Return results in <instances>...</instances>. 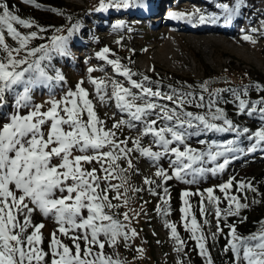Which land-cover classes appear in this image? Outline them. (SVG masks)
Listing matches in <instances>:
<instances>
[{
	"label": "snow or ice",
	"instance_id": "1",
	"mask_svg": "<svg viewBox=\"0 0 264 264\" xmlns=\"http://www.w3.org/2000/svg\"><path fill=\"white\" fill-rule=\"evenodd\" d=\"M23 2L40 7L36 0H23ZM133 6H141V0H107V2L100 0L99 10L128 9ZM220 7L223 8L226 14L224 19L227 20L237 14L239 6L232 8L228 4H223ZM52 11L56 10L52 9ZM220 18L200 15L199 21L216 23ZM14 24L25 28L33 26L30 21L15 14L6 0H0V46H3L6 53L0 58V105L5 102L6 93L19 87L22 91L17 93L15 105L17 109H21L29 107L30 88L33 84L41 79L45 81L53 79L48 76L47 66L42 62L50 61L52 54L68 55L67 42L77 26L73 25L67 29V36L52 37L50 45L28 47V42L38 37L37 31L23 35ZM122 26L123 21L115 25V27ZM5 29L7 37L18 41L19 47L11 48L5 43ZM39 30L44 31L42 28ZM244 39L248 40L250 36L245 35ZM108 52L109 49L104 48L100 55L103 56ZM108 63L114 67L118 66V61L109 60ZM91 71L92 69H89V72ZM117 71H120L119 67ZM121 74L127 76L131 87L139 91L133 93L119 84L115 86L117 90L113 96L116 106L121 113L128 115V120L122 118L113 124V129L119 130L125 126L135 128L137 124L134 122H138L141 126V138L150 135L152 144L158 150L153 151L150 147L140 146L139 140L135 141V148H128L127 140H120L117 131L106 130L103 127L104 122L96 117L91 102L86 98V90L79 83L76 91H69L60 100L51 98L48 101L50 107L47 111L41 112V105H34L26 115H20L17 111L10 116V122L0 128V264H49L45 259L48 254L37 247L42 240L40 229L43 224H32L31 217L36 210L45 217L53 216L58 224V229L52 233V241L49 245L52 256L50 264H121L119 259L105 255L103 250L105 244L115 248L120 237L127 242L137 235L135 229L130 230V235L126 230L127 225L123 221L131 219L128 213L120 214L123 216L121 221L116 218L117 214L111 211L120 207L119 204H113L112 199L120 198L119 188L127 182L126 170L121 168L119 161L126 160L128 168H133L131 159L133 151L150 159L157 167L155 175L161 182L156 183L146 178L145 183L149 185L155 183L157 188H162V195L151 187L149 192L152 195H160L162 203L166 205L170 199L169 189L165 186L168 180L176 179L186 184H195L206 172L215 175L223 171L229 164V155L244 151L234 146L237 141L233 139H229L224 144H209L206 151L197 150L188 145L189 137L196 136L201 131L232 132L237 138L247 134L246 138L252 141L247 148L248 152H255L258 148L264 150V126L254 132H250L247 127L239 128L224 115L223 109L215 107L214 94H209L207 104L202 95L197 103L192 93H181L177 90H173L170 94L159 90L153 91L141 83L132 81L129 70L124 69ZM55 79L63 81L64 77L57 73ZM90 82L95 83V81ZM255 87L258 93L264 92V86ZM97 89L99 91V86ZM233 95L238 101V115L252 116L259 113L264 119V96L249 101L241 98L240 93L234 92ZM242 95L246 97L248 90L243 89ZM157 100L169 101L174 106L157 103ZM193 103L196 107H207L208 111L201 115L184 110L186 104ZM85 112L87 121L82 119ZM150 117L154 118L149 119ZM49 121L50 128L45 139L42 126ZM214 121H222V123ZM64 126H67V129ZM190 129L192 131H189ZM199 143L204 144L205 141L201 140ZM53 144L56 146L51 147L49 151V146ZM105 147L109 150L102 151ZM73 150L85 154L72 157ZM89 151L93 154H86ZM52 157H59L62 163L58 166L53 165ZM165 157H172L169 161V168L172 170L170 175L166 169L157 164ZM221 157H224L223 162L215 163ZM93 160L101 164L104 188H101V177L96 175V169L88 171L82 167L81 162L91 163ZM209 161L215 166L204 167ZM113 178H119L122 183L111 184ZM69 180L72 181L71 184L68 183ZM232 184L233 181L230 179L218 186L220 191L225 193V199L229 203V207L223 210L219 207V198L214 195L212 188L206 189V197L200 192L191 193L187 190L182 192L184 207L181 208V212L184 227L191 233V239L196 242L199 254L205 257L206 264H213L204 242L206 237L201 230L202 225L198 224L196 216L190 212L189 200L185 198L192 195L201 196L199 210L204 218V224H209L207 219L211 214L209 205L214 208L217 233H219L222 231L220 228L222 218L226 219L228 215L238 214L240 208L247 206L240 204L236 196L228 195ZM245 188L256 191L250 182L247 185L240 183L237 190L243 191ZM133 190L139 191V189ZM110 191H116L117 196L110 199L108 196ZM57 192L61 195L57 196ZM65 192L67 195H63ZM233 202L236 212H233L231 207ZM157 210L167 214L159 205ZM84 211L87 212V216L83 215ZM20 217L23 219L21 220ZM166 227L171 229V236L177 241L176 251L182 252L185 242L180 239L176 225L166 224ZM229 227L230 234L235 233V228ZM29 228L33 231L27 234ZM57 232L72 239L74 253L61 242ZM217 233L212 234V239L216 238ZM101 236L103 240L100 239ZM80 240L85 241L83 249ZM93 246H97L99 251H94ZM227 250L233 253L234 264H241L242 261L244 264H264V234L252 235L248 238L234 236L233 240L229 241ZM180 264L183 262L181 261Z\"/></svg>",
	"mask_w": 264,
	"mask_h": 264
},
{
	"label": "rangeland",
	"instance_id": "2",
	"mask_svg": "<svg viewBox=\"0 0 264 264\" xmlns=\"http://www.w3.org/2000/svg\"><path fill=\"white\" fill-rule=\"evenodd\" d=\"M59 1L64 4V8L61 10L56 9L58 7L53 4L37 2L40 5L37 8L34 5L25 4L23 0H18L22 3V11L25 10L30 15H37L55 24H62L64 20L62 14L66 10L74 13V17L80 15V23L73 22L71 27L76 25L80 28L84 25L87 28L85 33L80 35V40L74 34L69 37L66 46L68 55H62L63 58L57 62L51 58L50 68L49 65L46 67L48 76L53 77L52 81L59 82L55 77L57 73L62 74L64 77V80L61 81L62 85L58 89L54 88L50 91L51 94L48 98H42L41 93L38 92V88L35 86L36 93L33 96L35 102L30 103L29 107L21 109L16 108L10 95L6 93V100L0 105V128L5 123L10 122V116L17 111L20 115H26L32 110V104L41 105V112L47 111L50 107L48 101L51 98L60 100L69 91H76L79 83L89 93V98L93 102V110L98 109L101 112L99 120L104 122L103 127L106 130L117 131L120 140H127L128 148H135V141L139 140L140 146L150 147L155 151L158 149L152 144L150 135L141 138V126L138 122H134L137 124L135 128L125 126L119 130L113 129V124L122 118L128 120V115L121 113L116 106L113 96L116 91L115 86L122 84L133 93H137L138 89L131 87L128 77L121 74V71H117V67L120 70L121 63L119 62L118 66L114 67L108 63L109 60L116 61V59L136 53L134 65L143 73H169L196 79L204 77L205 74L207 76L220 75L222 76L221 81L225 80V84L234 85L240 84L244 80L241 77L242 69L264 76V13L262 12L264 3H261L257 10H251L246 7L243 1L233 0L231 6H229L232 8L239 6L238 12L226 20L224 19L226 14L223 8L220 7L225 3H215L213 0H141V6L139 7L133 6L128 9L108 8L107 10H99V7L92 8L90 5L92 0ZM159 7H161L162 18L159 17ZM52 9L56 11H52ZM170 10H172L171 14L175 16H180V14H184L183 16H190L189 14L196 16L197 19L196 22H193L194 24L190 22L181 23L184 24L182 27L191 24L192 26H188L192 29L195 25L194 28H197L198 32L184 31V28L179 24H174L175 19L172 16L166 18L165 15ZM240 10L244 11L241 12ZM142 12L144 15L140 14ZM200 15L205 17L219 16L221 18L216 23L207 21L200 23ZM120 21H123V26L115 27L117 22ZM201 26L202 28H200ZM88 29H91V31ZM245 35L250 36V39L245 40ZM104 48H108L109 52L102 56L100 54ZM67 61L72 62L74 68V72L69 75L64 72L63 74L60 70L62 66H66ZM233 62L237 69L224 74L223 70H226ZM89 69H92V71L89 72ZM40 81L46 88L45 80L41 79ZM90 81H95V83ZM142 84L144 85V83ZM97 86H99V91ZM223 88L225 89V87ZM249 89H252V86ZM242 90L239 87H232L226 89V92L238 93ZM153 118L150 117L149 119ZM253 118L257 119V115H253ZM82 119L87 121L88 117L82 115ZM50 123L49 121L42 126L45 139ZM64 127L67 129V126ZM55 146V144L50 145L48 150L50 151V148ZM108 150L105 147L102 151ZM82 154L85 153L73 150L71 155L75 157ZM86 154L92 155L93 153L89 151ZM171 158L165 157L157 162L158 166L166 169L169 175L172 171L169 168ZM131 159L133 163L131 169L128 168L126 160L121 159L119 161L121 168L126 170L127 182L119 188L120 198L112 199V203L119 204L120 207L111 211L116 213V218L121 221H123V216L120 214L128 213L131 219L123 221L127 225L126 230L129 231L130 235V230L135 229L137 235L131 237L127 242L122 237L118 238L116 245L122 247V255L118 254L121 252L118 247L113 248L105 244L103 250L105 255L119 259L120 262L122 257L127 264H180L182 261L181 256H184L185 264H206L205 257L199 254L196 242L191 239V233L184 227L183 213L181 212V208L184 207L182 192L186 190L191 193L200 192L206 197V189L212 188L214 195L219 198V207L222 210L227 209L229 204L225 199V193L221 192L218 186L230 179L233 184L228 190V195L236 196L240 204L247 206L240 208L238 214L228 215L226 219L222 218L220 220L222 231L217 234V246L208 238L211 229L209 219L213 216L216 218L214 208L209 205L211 211V214L207 216L209 224H204V218L199 210L201 196L192 195L185 198L190 202L191 214H194L198 224L202 225L201 230L206 237L204 242L213 264H219V260L214 255L217 249H221L222 252L226 253L224 256H229L230 260L234 261L233 253L230 250L226 251L229 241L233 240L234 236L247 234L257 226L258 222H261L262 228L257 235L264 234L263 210L260 206L258 208L255 206V199L249 189L237 190L240 183L247 185L250 179L264 173V150L258 148L255 152H251L250 159L231 162L225 174L216 173L213 175L207 172L195 184H186L176 179L168 180L165 186L169 189L170 199L166 205L162 203L160 195H152L149 192V187H151L162 195V188H157L155 183L151 185L145 183L146 178L156 181V183L161 182L155 175L157 167L150 159L136 151L131 153ZM51 163L58 166L62 161L59 157H52ZM81 163L85 170L96 169V175L101 177V188H104V173L100 170L101 164L95 160L91 163ZM107 166V163H105V167ZM60 170L63 171V169ZM110 182L114 185L122 183L119 178H113ZM68 183L71 184L72 181L69 180ZM125 189H127L126 192ZM133 189H139V191ZM56 195L60 196L61 193L57 192ZM63 195H67V193L65 192ZM108 196L111 199L117 196V192L110 191ZM205 203L207 204V200H205ZM158 205L166 210V215L164 212L157 210ZM231 207L233 212H236L235 204H232ZM83 215L87 216V212L84 211ZM20 219L22 220L23 217H20ZM31 220L33 225L43 224L40 229L42 240L37 247L48 254L45 259L50 264L52 256L49 245L52 241V233L58 229V224L53 216L45 217L39 210L33 212ZM166 224H175L180 239L185 242L181 253L176 251L177 247L172 241L171 229L166 227ZM229 226L235 228V233L230 234ZM32 231L33 229L29 228L27 234ZM56 234L61 242L74 253L75 248L72 239L61 235L59 232ZM100 239L103 240L104 238L101 236ZM79 243L81 249H83L85 241L80 240ZM93 250L99 251V248L93 246ZM241 264H244V262L242 261Z\"/></svg>",
	"mask_w": 264,
	"mask_h": 264
},
{
	"label": "trees",
	"instance_id": "3",
	"mask_svg": "<svg viewBox=\"0 0 264 264\" xmlns=\"http://www.w3.org/2000/svg\"><path fill=\"white\" fill-rule=\"evenodd\" d=\"M215 3H225V4H232L231 1L233 0H213ZM237 2H239V0H236ZM246 4L247 8H250L251 10H257L259 8V6L261 5V3H264V0H241ZM6 2L9 4L10 9L12 11H14L15 14L19 15L22 19L28 20L32 23V27L31 28H25L23 26L20 25H16L14 24V27L17 28V30L23 34V35H27L30 34L32 31H37L38 33V37L35 39H31L28 42V47H39L40 45H49L51 43V38L57 35H61V36H65L66 34H68L67 29L71 28V25L73 24V22H78L80 23V15L74 17V13H70L67 12V10L65 11V13L62 14L63 17V22L62 24H55L52 23L50 21H47L45 19H43L42 17H39L37 15H30V13L26 12L25 10L22 11V3L18 2V0H6ZM36 2L38 3H45V4H53L55 5V7H58L56 9L61 10L62 8H64V4L63 2L59 1V0H36ZM105 2H107V0H105ZM55 3V4H54ZM100 4V0H92L91 1V7H99ZM231 6V5H230ZM241 12L244 10H240ZM264 13V10L262 11ZM83 13V12H82ZM152 13V12H151ZM73 16V17H71ZM42 28L44 29V31H40L39 29ZM87 28L82 25L80 26V28L77 27L76 31L74 32V35H76V38L78 40H80V35L85 33V30ZM89 31H91V29H88ZM4 35H5V43L11 47V48H16L19 47V43L18 41H13L10 37H7V32L6 29L4 31ZM6 55L3 46H0V58H3ZM14 57H15V53H13ZM23 55V53H21V56ZM19 58V57H17ZM63 56L59 55V54H53L52 55V59H54V61H58L59 59H62ZM136 58V53H131L129 56L124 57V58H119L118 60L116 59V61H118V63L120 62L121 64V68L120 71L123 73L124 69H127L131 72V80L132 81H137L138 83H144V85L146 87L151 88L153 91L159 90L163 93H172L173 90H177L181 93H192L193 97L196 98V102H199V97L202 95L205 97V104H207V101L209 99V94L212 93L215 95L216 97V105L215 107H219L220 109H223L224 111V115L231 119L233 121V123L238 126L239 128H244L247 127L250 132H254L255 130L259 129L260 127L264 126V119L261 118L259 113L253 114V115H257V119L253 118L252 116H248L247 114H237L238 112V101L236 100L235 96L233 95V92L231 91H227L226 89H230L232 87H239L240 89H247L248 90V95L245 97L242 95V91H239L238 93L241 94V98L243 99H247L249 101H255L257 100L259 97L264 96V92H260L258 93L256 90V85H260V86H264V76H261L259 74L256 73H251L249 70H245L242 69V75L241 77L244 78V80L237 85L234 84H225V80L221 81V77L220 75H214V76H207L205 74L204 77L202 78H191V77H182V76H178V75H173V74H169V73H154V74H147V73H143L141 72L139 69H137L134 65V61ZM50 61H44L42 62V64L46 65L48 67ZM50 68V65H49ZM237 68H235V64L230 63V66L226 69L223 70V73H230L234 70H236ZM60 70L62 71V73L64 72L65 74H70L72 72H74V68H73V63L72 62H68L65 67L62 66V68H60ZM63 73V74H64ZM62 75V74H60ZM147 77L148 79L145 80L144 78ZM46 82V88H44L42 81H38L37 83L33 84L30 88V96H31V100L28 102L30 103H34V94L35 92V86L38 88V92L41 93V97L42 98H48L50 96V91H52L54 88L58 89L61 85L62 82H56L55 80H49V81H45ZM222 83L224 84L222 86ZM121 87L125 88L122 84ZM252 86V89H249V87ZM225 87V89L223 88ZM75 89V87H74ZM117 90V89H116ZM22 91V88H16L14 91L9 92L8 94L11 97V101L14 102L16 101V96L17 93ZM139 91V90H138ZM87 94V98L89 99V101L91 102V104L93 103L92 100L89 98V93L86 92ZM192 97H189V99H191ZM157 103H166L169 105V107H173L174 105H172L169 101L166 100H157ZM35 104H32V106H34ZM184 110L185 111H190L194 114H205L206 111H208L207 107L205 108H200V107H196L195 103L193 104H186L184 106ZM215 108L212 109V111H214ZM96 117H98L99 119L101 118V112L98 109L94 110ZM85 117H87V113L85 112V114H83ZM260 117V118H259ZM215 123H222V121H214ZM189 131H192L191 129ZM247 134L237 138L235 133L232 132H228V133H220V132H203L201 131L200 134L196 135V136H191L188 138L187 143L191 148L197 149V150H203L206 151L207 150V146L209 144H224L226 143L229 139H233L236 140L237 143L236 145H234L235 147H237L238 149H244L243 152L241 151H237L235 154L229 155V164L225 167V169L221 172H217V173H226L227 169L229 167V165H231L230 163L233 161H244L246 159H250L251 157V153L247 151L246 146L250 145L252 143V141H249L246 138ZM205 141L204 144L199 143V141ZM176 146V145H173ZM234 155V158H233ZM224 157L218 158V160L215 163H222L223 162ZM208 166V167H207ZM215 164L211 161H209L207 164L204 165V167H214ZM207 173V172H206ZM205 173V174H206ZM249 182L252 184V186L256 189V191H251V194L253 196V198L255 199V206L258 208L259 206L261 207V209L263 210L262 212V216L264 219V173L260 174L259 176H256L252 179L249 180ZM228 201V200H226ZM229 204V203H228ZM235 204V202H233V205ZM215 215V213H214ZM216 217V216H215ZM210 224H211V229H210V235H209V239L210 241H213L214 245L217 246V235L215 239H212V234L213 233H217V218L210 217L209 219ZM262 228V224L261 222L257 223V226L254 227L252 230H250L247 234L245 235H239L236 237H242V238H247L249 236L252 235H257L258 232L260 231V229ZM218 234V233H217ZM173 243L175 244V246L177 247V243L176 241L172 238ZM235 242V241H234ZM116 247L119 248V250L122 249V247H120V245H116ZM123 250H121V252H119V255H122ZM218 252V253H217ZM181 253V252H180ZM215 257L216 259L219 260V264H234L233 260H230L229 256H224L226 255L225 252H222L221 249H217L215 251ZM218 255V256H217ZM181 260L183 262V264H185V260H184V256H181ZM121 263L122 264H127L126 260L124 258L121 257Z\"/></svg>",
	"mask_w": 264,
	"mask_h": 264
},
{
	"label": "bare ground",
	"instance_id": "4",
	"mask_svg": "<svg viewBox=\"0 0 264 264\" xmlns=\"http://www.w3.org/2000/svg\"><path fill=\"white\" fill-rule=\"evenodd\" d=\"M158 11H159V17H161L162 18V15H161V7H159L158 8ZM171 11L172 10H170V11H168L167 13H166V15H165V17L166 18H170L171 16L175 19V25H180L181 27L184 25V24H182L181 22H183V23H188V22H190V23H193V22H196V16H175V15H172L171 14ZM141 15H144V13L142 12V13H140ZM171 14V15H170ZM168 21V20H167ZM170 23V22H169ZM194 24V23H193ZM188 25H190V26H192L191 24H188ZM185 26V27H182V28H184L183 30L184 31H189V30H191V31H194V32H198V29L196 28H194V26H193V29H192V27H190V26ZM200 28H202V26L200 27ZM199 28V29H200ZM215 30V29H214ZM218 31H221V30H219V29H217Z\"/></svg>",
	"mask_w": 264,
	"mask_h": 264
}]
</instances>
